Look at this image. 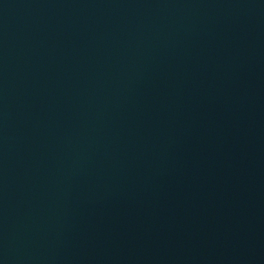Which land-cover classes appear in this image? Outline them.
Here are the masks:
<instances>
[{"label":"water","instance_id":"95a60500","mask_svg":"<svg viewBox=\"0 0 264 264\" xmlns=\"http://www.w3.org/2000/svg\"><path fill=\"white\" fill-rule=\"evenodd\" d=\"M0 264H264V0H0Z\"/></svg>","mask_w":264,"mask_h":264}]
</instances>
